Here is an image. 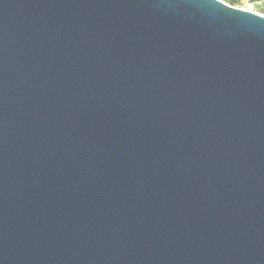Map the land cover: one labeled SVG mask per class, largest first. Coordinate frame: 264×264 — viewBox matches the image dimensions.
<instances>
[{"label": "water", "instance_id": "1", "mask_svg": "<svg viewBox=\"0 0 264 264\" xmlns=\"http://www.w3.org/2000/svg\"><path fill=\"white\" fill-rule=\"evenodd\" d=\"M0 264H264V15L0 0Z\"/></svg>", "mask_w": 264, "mask_h": 264}, {"label": "rangeland", "instance_id": "2", "mask_svg": "<svg viewBox=\"0 0 264 264\" xmlns=\"http://www.w3.org/2000/svg\"><path fill=\"white\" fill-rule=\"evenodd\" d=\"M228 3L229 0H221ZM235 7L264 15V0H236Z\"/></svg>", "mask_w": 264, "mask_h": 264}, {"label": "trees", "instance_id": "3", "mask_svg": "<svg viewBox=\"0 0 264 264\" xmlns=\"http://www.w3.org/2000/svg\"><path fill=\"white\" fill-rule=\"evenodd\" d=\"M234 3H236V0H229L228 4L234 6Z\"/></svg>", "mask_w": 264, "mask_h": 264}, {"label": "snow or ice", "instance_id": "4", "mask_svg": "<svg viewBox=\"0 0 264 264\" xmlns=\"http://www.w3.org/2000/svg\"><path fill=\"white\" fill-rule=\"evenodd\" d=\"M262 14H264V13H262Z\"/></svg>", "mask_w": 264, "mask_h": 264}]
</instances>
